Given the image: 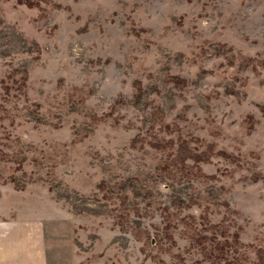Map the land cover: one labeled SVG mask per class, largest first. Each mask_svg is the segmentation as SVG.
Masks as SVG:
<instances>
[{
    "label": "rangeland",
    "instance_id": "374dc122",
    "mask_svg": "<svg viewBox=\"0 0 264 264\" xmlns=\"http://www.w3.org/2000/svg\"><path fill=\"white\" fill-rule=\"evenodd\" d=\"M0 212L47 264H254L264 0H0Z\"/></svg>",
    "mask_w": 264,
    "mask_h": 264
},
{
    "label": "crops",
    "instance_id": "0c3cea01",
    "mask_svg": "<svg viewBox=\"0 0 264 264\" xmlns=\"http://www.w3.org/2000/svg\"><path fill=\"white\" fill-rule=\"evenodd\" d=\"M40 219L0 212V264H47Z\"/></svg>",
    "mask_w": 264,
    "mask_h": 264
},
{
    "label": "trees",
    "instance_id": "16d2710c",
    "mask_svg": "<svg viewBox=\"0 0 264 264\" xmlns=\"http://www.w3.org/2000/svg\"><path fill=\"white\" fill-rule=\"evenodd\" d=\"M160 145V144H157ZM177 152L174 155L175 159L180 165L184 164L185 158L192 157L195 158L196 155L187 147L186 142L182 141L177 146ZM197 159V158H195ZM214 244V243H213ZM205 250V249H204ZM223 253L226 254L223 250L222 244L220 242L215 243L211 249L205 250L206 256H203L209 260L210 264H232L233 260L236 261L237 257L232 256H223ZM255 262L254 264H264V252L261 248L255 250ZM224 260V263H221Z\"/></svg>",
    "mask_w": 264,
    "mask_h": 264
}]
</instances>
